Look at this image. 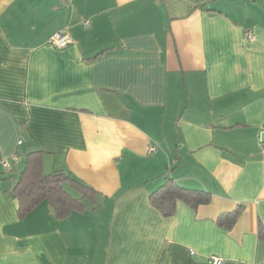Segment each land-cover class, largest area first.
I'll use <instances>...</instances> for the list:
<instances>
[{"label":"crops","instance_id":"crops-1","mask_svg":"<svg viewBox=\"0 0 264 264\" xmlns=\"http://www.w3.org/2000/svg\"><path fill=\"white\" fill-rule=\"evenodd\" d=\"M263 129L264 0H0V264L263 263ZM33 149L95 190L85 208L18 216ZM166 176L210 200L163 216Z\"/></svg>","mask_w":264,"mask_h":264},{"label":"trees","instance_id":"trees-1","mask_svg":"<svg viewBox=\"0 0 264 264\" xmlns=\"http://www.w3.org/2000/svg\"><path fill=\"white\" fill-rule=\"evenodd\" d=\"M42 156L43 151L40 149H33L27 153L23 168L11 188V194L18 202V216L22 217L42 200L48 203L54 217L57 218L66 217L72 210L85 208L83 199L85 197L92 199L95 190L90 185L61 170L44 172ZM66 185L77 191L79 196L72 195ZM178 199L191 208H196L199 204L207 203L210 200V193L201 189L186 188L166 176L163 183L149 194L151 205L158 209L163 216L174 214ZM241 211L242 206L238 205L232 211L223 212L218 216L217 223L229 228L234 224ZM257 234L264 239V225L260 222Z\"/></svg>","mask_w":264,"mask_h":264},{"label":"built area","instance_id":"built-area-1","mask_svg":"<svg viewBox=\"0 0 264 264\" xmlns=\"http://www.w3.org/2000/svg\"><path fill=\"white\" fill-rule=\"evenodd\" d=\"M85 23H88V21H85ZM245 37L251 38L252 37L251 32H249V31L245 32ZM69 41H70V36L64 30L56 31L53 34H51L48 38V42L51 45L56 46V47L65 46ZM258 139H259V142L262 145V148L264 150V129L259 132ZM152 149H153V147H149L148 150H152ZM16 161H17L16 154H12L9 158L2 159L1 164L5 167H9V166H11L12 163H14ZM208 261L210 264H222L223 258L221 256L216 255V254H210L208 256Z\"/></svg>","mask_w":264,"mask_h":264},{"label":"rangeland","instance_id":"rangeland-1","mask_svg":"<svg viewBox=\"0 0 264 264\" xmlns=\"http://www.w3.org/2000/svg\"><path fill=\"white\" fill-rule=\"evenodd\" d=\"M69 191H70V193H72V195H74V196H77L78 195L79 196L78 192L75 191L74 189H69Z\"/></svg>","mask_w":264,"mask_h":264}]
</instances>
